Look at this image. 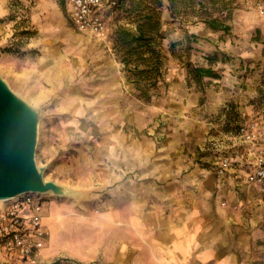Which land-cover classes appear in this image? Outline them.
Masks as SVG:
<instances>
[{
  "label": "rangeland",
  "instance_id": "1",
  "mask_svg": "<svg viewBox=\"0 0 264 264\" xmlns=\"http://www.w3.org/2000/svg\"><path fill=\"white\" fill-rule=\"evenodd\" d=\"M63 3L0 0V75L39 107L35 159L47 164L44 176L78 192L43 195L66 220L52 242L68 253L23 260L0 247L4 264H110L106 240L120 224L109 222L133 212L121 204L127 177L194 164L222 178L219 156L235 155L238 128L264 124V0H124L105 12L101 34L75 28ZM151 7L158 33L147 25L145 36L161 74L146 99L133 63L121 61L118 35L135 31ZM196 66L212 73L196 76Z\"/></svg>",
  "mask_w": 264,
  "mask_h": 264
},
{
  "label": "crops",
  "instance_id": "2",
  "mask_svg": "<svg viewBox=\"0 0 264 264\" xmlns=\"http://www.w3.org/2000/svg\"><path fill=\"white\" fill-rule=\"evenodd\" d=\"M63 2L71 20L66 0ZM235 138V155H228L230 165L222 178L194 164L179 171L164 168L160 173L164 175L157 178L127 177L121 204L126 209L131 204L133 212L131 217L122 214L120 222L110 220L109 227L120 224V228L106 240V261L110 264H264V182L262 190H258L246 178L260 140L250 144ZM179 178L182 180L178 181ZM134 185L137 190H145L144 196L133 195ZM58 210L45 200L44 245L39 255L23 260L51 257L55 250L58 254L68 251L59 249L61 243L55 246L52 242L54 230H61L66 223L64 218H57ZM69 252L78 253L72 248Z\"/></svg>",
  "mask_w": 264,
  "mask_h": 264
},
{
  "label": "built area",
  "instance_id": "3",
  "mask_svg": "<svg viewBox=\"0 0 264 264\" xmlns=\"http://www.w3.org/2000/svg\"><path fill=\"white\" fill-rule=\"evenodd\" d=\"M119 0H66L71 20L79 30L103 33L106 29L105 12L114 8ZM243 142L260 140L252 169L246 178L261 188L264 182V124L250 122L238 128ZM215 146L219 144L212 142ZM230 165L228 156H222L218 172L223 173ZM43 194L24 193L8 201L0 202V247L12 258H27L40 254L46 238L42 223Z\"/></svg>",
  "mask_w": 264,
  "mask_h": 264
},
{
  "label": "water",
  "instance_id": "4",
  "mask_svg": "<svg viewBox=\"0 0 264 264\" xmlns=\"http://www.w3.org/2000/svg\"><path fill=\"white\" fill-rule=\"evenodd\" d=\"M39 121V107L12 89L0 75V202L29 192L64 197L78 194L46 178L47 164L36 162Z\"/></svg>",
  "mask_w": 264,
  "mask_h": 264
},
{
  "label": "trees",
  "instance_id": "5",
  "mask_svg": "<svg viewBox=\"0 0 264 264\" xmlns=\"http://www.w3.org/2000/svg\"><path fill=\"white\" fill-rule=\"evenodd\" d=\"M124 0H119L117 5ZM151 3H158V0H150ZM143 20L137 24L136 30H121L118 35V42L122 49L123 56L121 61L127 67L133 63V69L130 71L132 79L135 80L138 95L144 98H150L152 89L156 87L159 81L160 73V57L159 50H156L154 44L149 41L153 39L151 33L145 36V26L149 25L150 31L158 33L157 12H154V7L149 8L148 12L143 15ZM212 28H220L221 25L215 19L205 21ZM155 23V24H154ZM227 30V26H223ZM152 31V32H153ZM135 55V56H134ZM139 63L142 67H139ZM196 76L201 77L203 74L212 73L211 68L193 67L191 68Z\"/></svg>",
  "mask_w": 264,
  "mask_h": 264
}]
</instances>
